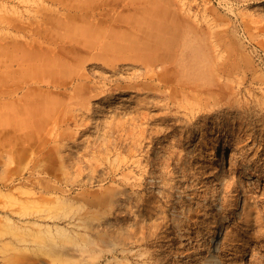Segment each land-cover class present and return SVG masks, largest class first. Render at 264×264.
<instances>
[{
    "label": "rangeland",
    "instance_id": "obj_1",
    "mask_svg": "<svg viewBox=\"0 0 264 264\" xmlns=\"http://www.w3.org/2000/svg\"><path fill=\"white\" fill-rule=\"evenodd\" d=\"M220 220L264 264V0H0V264H205Z\"/></svg>",
    "mask_w": 264,
    "mask_h": 264
},
{
    "label": "bare ground",
    "instance_id": "obj_2",
    "mask_svg": "<svg viewBox=\"0 0 264 264\" xmlns=\"http://www.w3.org/2000/svg\"><path fill=\"white\" fill-rule=\"evenodd\" d=\"M162 69L163 70H162V73H161V77L164 78L165 80H169L166 77V74L168 72L173 73V75L175 76L177 72H179L180 70H184L183 67L174 66V65L173 66H171V65L164 66ZM225 176H226V171H225L224 165H222L217 171L216 180H218L220 182L224 181ZM221 183H223V182H221ZM238 196L239 197L237 198V203L233 204V206H232V211L239 210L241 208L240 206L243 204V195H242V193L241 194L239 193ZM224 222H225L224 220L218 221L217 222L218 223L217 226L213 229L216 235H214L213 238H211L209 240V243L210 244L213 243L214 250L212 251L211 254L209 252L208 256L206 257L205 264H224L223 263V258H222V252H223L224 248L221 246V241H220V237H221V234H222L221 230L224 227ZM239 251H240L239 253H236L235 258L242 257L245 254V252H246L244 248H240ZM230 253H231V251H230ZM243 264H251V263L248 260V261H246Z\"/></svg>",
    "mask_w": 264,
    "mask_h": 264
},
{
    "label": "built area",
    "instance_id": "obj_3",
    "mask_svg": "<svg viewBox=\"0 0 264 264\" xmlns=\"http://www.w3.org/2000/svg\"><path fill=\"white\" fill-rule=\"evenodd\" d=\"M214 235H216V234H215V232H214V230H213L210 239L213 238ZM214 243H215V242H214ZM213 250H214V248H213V243H212V244L209 243V247H208V251H207V256H208L209 252H210V254H211ZM216 252H217V251H216Z\"/></svg>",
    "mask_w": 264,
    "mask_h": 264
}]
</instances>
